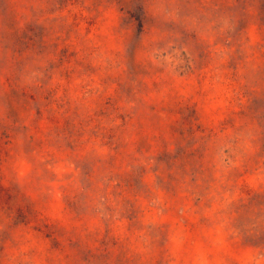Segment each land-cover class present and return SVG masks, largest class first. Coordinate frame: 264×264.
Here are the masks:
<instances>
[{
	"label": "clouds",
	"instance_id": "9594fccd",
	"mask_svg": "<svg viewBox=\"0 0 264 264\" xmlns=\"http://www.w3.org/2000/svg\"><path fill=\"white\" fill-rule=\"evenodd\" d=\"M0 264H264V0H0Z\"/></svg>",
	"mask_w": 264,
	"mask_h": 264
}]
</instances>
